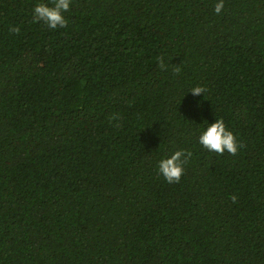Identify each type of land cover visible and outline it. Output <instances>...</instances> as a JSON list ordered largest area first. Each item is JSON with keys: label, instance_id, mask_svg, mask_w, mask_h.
I'll return each mask as SVG.
<instances>
[{"label": "trees", "instance_id": "1", "mask_svg": "<svg viewBox=\"0 0 264 264\" xmlns=\"http://www.w3.org/2000/svg\"><path fill=\"white\" fill-rule=\"evenodd\" d=\"M218 2L0 0V264H264V0Z\"/></svg>", "mask_w": 264, "mask_h": 264}, {"label": "clouds", "instance_id": "2", "mask_svg": "<svg viewBox=\"0 0 264 264\" xmlns=\"http://www.w3.org/2000/svg\"><path fill=\"white\" fill-rule=\"evenodd\" d=\"M71 0H52V6L48 4H37L33 9V18L35 22H43L48 28H65L67 20L64 13L70 10ZM224 8V0H219L214 6L216 14H220ZM12 33L18 34L20 29L13 27L10 29ZM159 66L162 70H166L167 65L164 63L163 57H160ZM174 71L178 74L180 68L177 66ZM193 96L204 94L206 89L197 86L190 91ZM199 143L203 148L210 152L223 155L226 151L231 155H236L239 148L243 147L238 144L234 133L227 129L223 119H216L215 123L209 124L205 131L199 136ZM192 157V152L187 150L176 151L168 158L159 161L158 171L168 183H179L184 174V165ZM235 203L237 197H230Z\"/></svg>", "mask_w": 264, "mask_h": 264}]
</instances>
